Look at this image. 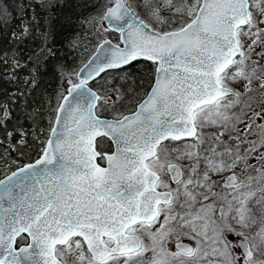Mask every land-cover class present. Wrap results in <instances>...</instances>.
<instances>
[{
    "label": "snow or ice",
    "instance_id": "snow-or-ice-1",
    "mask_svg": "<svg viewBox=\"0 0 264 264\" xmlns=\"http://www.w3.org/2000/svg\"><path fill=\"white\" fill-rule=\"evenodd\" d=\"M0 66V264H264V0H0Z\"/></svg>",
    "mask_w": 264,
    "mask_h": 264
},
{
    "label": "trees",
    "instance_id": "trees-1",
    "mask_svg": "<svg viewBox=\"0 0 264 264\" xmlns=\"http://www.w3.org/2000/svg\"><path fill=\"white\" fill-rule=\"evenodd\" d=\"M85 55H88V54H85ZM0 71H7V70L3 69L2 66H0ZM0 87L9 88L11 86L10 85H4L2 82H0ZM28 161H30V160L27 157L20 158V163H25V162H28ZM0 166H2V165H0ZM3 175H4V171H3L2 168H0V177L3 176Z\"/></svg>",
    "mask_w": 264,
    "mask_h": 264
},
{
    "label": "water",
    "instance_id": "water-1",
    "mask_svg": "<svg viewBox=\"0 0 264 264\" xmlns=\"http://www.w3.org/2000/svg\"><path fill=\"white\" fill-rule=\"evenodd\" d=\"M113 39V38H112ZM114 40V39H113ZM114 42H115V40H114ZM29 162H31V161H29ZM29 162H26V163H29ZM0 179H3V176L0 178Z\"/></svg>",
    "mask_w": 264,
    "mask_h": 264
},
{
    "label": "rangeland",
    "instance_id": "rangeland-1",
    "mask_svg": "<svg viewBox=\"0 0 264 264\" xmlns=\"http://www.w3.org/2000/svg\"><path fill=\"white\" fill-rule=\"evenodd\" d=\"M112 38H116L115 36H113ZM0 168H2L3 169V167L2 166H0Z\"/></svg>",
    "mask_w": 264,
    "mask_h": 264
}]
</instances>
